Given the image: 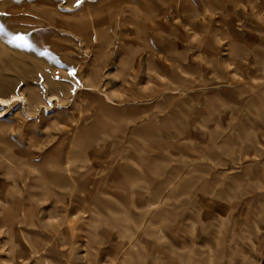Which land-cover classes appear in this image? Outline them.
Here are the masks:
<instances>
[{
	"label": "rangeland",
	"instance_id": "1",
	"mask_svg": "<svg viewBox=\"0 0 264 264\" xmlns=\"http://www.w3.org/2000/svg\"><path fill=\"white\" fill-rule=\"evenodd\" d=\"M0 264H264V0H0Z\"/></svg>",
	"mask_w": 264,
	"mask_h": 264
},
{
	"label": "snow or ice",
	"instance_id": "2",
	"mask_svg": "<svg viewBox=\"0 0 264 264\" xmlns=\"http://www.w3.org/2000/svg\"><path fill=\"white\" fill-rule=\"evenodd\" d=\"M77 3H80V0H77ZM29 46H31V45H29ZM69 72H70V74H74L75 73V69H69Z\"/></svg>",
	"mask_w": 264,
	"mask_h": 264
}]
</instances>
